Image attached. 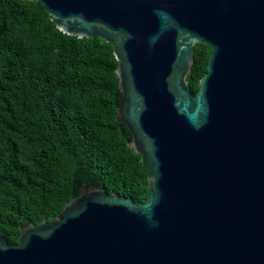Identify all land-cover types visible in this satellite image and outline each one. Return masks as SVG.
Segmentation results:
<instances>
[{
  "label": "water",
  "instance_id": "1",
  "mask_svg": "<svg viewBox=\"0 0 264 264\" xmlns=\"http://www.w3.org/2000/svg\"><path fill=\"white\" fill-rule=\"evenodd\" d=\"M113 44L144 201L84 184L0 264H264V0H40ZM198 43L212 47L193 93Z\"/></svg>",
  "mask_w": 264,
  "mask_h": 264
},
{
  "label": "trees",
  "instance_id": "2",
  "mask_svg": "<svg viewBox=\"0 0 264 264\" xmlns=\"http://www.w3.org/2000/svg\"><path fill=\"white\" fill-rule=\"evenodd\" d=\"M212 47L198 43L193 93ZM113 44L64 33L40 0H0V237L50 220L84 184L144 201L148 170L117 114Z\"/></svg>",
  "mask_w": 264,
  "mask_h": 264
}]
</instances>
